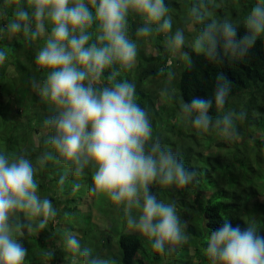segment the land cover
Returning <instances> with one entry per match:
<instances>
[{
  "label": "clouds",
  "instance_id": "clouds-1",
  "mask_svg": "<svg viewBox=\"0 0 264 264\" xmlns=\"http://www.w3.org/2000/svg\"><path fill=\"white\" fill-rule=\"evenodd\" d=\"M4 5L13 8V18L3 30L8 36L22 32L31 41H45L35 64L49 71L42 81L30 78L29 85L42 102L54 106L44 124L54 129L48 143L55 158L71 165L76 177L86 168L94 169L89 195L103 194L122 205L127 227L146 237L153 251L175 252L187 243L183 231L187 225L182 224L175 204L158 200L150 186L156 182L182 188L197 179V171L186 168L175 152L153 139L149 113L137 103L135 84L117 79L120 70L134 67L138 54L137 44L128 36L130 12L142 17L137 38L152 32L171 33L164 42L168 52L184 48L185 29L172 32L165 0H25L24 4L4 0ZM212 6L210 0H194L188 9L185 23L203 25L188 46L191 52L220 64L247 56L264 35V0H256L244 16L243 35L227 17L212 19L207 11ZM45 20L51 24L46 37ZM94 24L95 37L89 31ZM6 55L0 51V63ZM182 59L190 69L191 53L184 51ZM109 69L107 84L96 86ZM231 91V81L218 73L212 97H195L180 104L182 119L198 132L212 130L226 140L237 139L236 122L246 118L245 112L230 111L215 120L210 115L213 104L224 108ZM52 159L53 153L46 152L38 163ZM34 174V165L23 154L0 153V264H24L28 249L20 230H44L57 215L52 201L37 194ZM79 187L74 185L73 190ZM17 214H23V221ZM34 220L38 221L35 225ZM64 239L67 250L82 257L84 264H114L82 248L75 234ZM203 254L210 264H264V234L252 223L241 227L224 220L207 237Z\"/></svg>",
  "mask_w": 264,
  "mask_h": 264
},
{
  "label": "trees",
  "instance_id": "trees-1",
  "mask_svg": "<svg viewBox=\"0 0 264 264\" xmlns=\"http://www.w3.org/2000/svg\"><path fill=\"white\" fill-rule=\"evenodd\" d=\"M168 2L165 0L167 5ZM193 2L186 0L187 12ZM210 2L213 6L207 11L212 19L227 17L239 26V34H244L242 20L256 0ZM12 12L13 8L0 0V51L7 54L0 63V153L9 157L23 154L32 162L37 194L50 199L57 213L44 230H20V238L28 249L24 264H84L82 257L67 250L64 238L68 234H75L82 248L88 247L94 255L114 264H210L203 254L207 237L224 220L230 219L241 227L252 223L264 234V35L247 56L236 62H209L203 55L191 52L188 46L193 41H186L179 50L180 56L174 57L162 42L163 33L137 38L135 33L142 26V17L129 13L128 36L137 44L138 54L134 67L120 70L117 79L135 84L137 103L149 113L153 139L158 138L162 147L175 152L186 168H194L198 174L194 182L182 188L156 182L150 186L158 200L175 204L182 224L187 225L183 229L187 243L175 252L161 253L151 249L146 237L128 229L122 205L114 204L103 194L89 195L94 169L86 168L83 175L76 177L71 165L55 158L48 143L54 129L44 124L53 115L54 106L42 102L29 85L30 78L42 81L49 71L35 64V55L45 41H31L22 32L8 36L3 30L13 18ZM187 12L181 13L187 17ZM185 20L173 24L172 32L175 27L183 28ZM45 25L46 37L51 24L45 20ZM193 26L197 34L203 27ZM95 28L94 24L89 29L93 37ZM184 51L191 53L190 69L182 59ZM177 62V78L169 80ZM110 72L111 69L106 70L96 86H105ZM218 73L231 81L232 91L223 109L213 104V120L230 111L246 113L244 120L236 122L238 138L234 140H226L212 130L198 132L182 119L179 111L183 101L212 97ZM46 152H52L54 159L38 163ZM77 184L80 187L74 191ZM17 215L23 221V214ZM37 222L34 220L33 224ZM48 252L54 255L49 257Z\"/></svg>",
  "mask_w": 264,
  "mask_h": 264
},
{
  "label": "rangeland",
  "instance_id": "rangeland-1",
  "mask_svg": "<svg viewBox=\"0 0 264 264\" xmlns=\"http://www.w3.org/2000/svg\"><path fill=\"white\" fill-rule=\"evenodd\" d=\"M170 2H168V6H169V13L168 15H170L172 17V22L173 24L181 21V20H185L186 17L183 15V13L181 12H187V9L184 8V6H187L186 5V0H168ZM167 4V3H166ZM239 8H237L238 10ZM239 11V10H238ZM181 18V19H180ZM193 24H184L183 26V29H185V36H186V41H190L192 42L194 37L197 35L196 31L193 29ZM178 27H175V29H177ZM167 38V34L166 33H163L162 34V42L166 40ZM147 46L146 48L148 50H151V46L149 43H146ZM152 51V50H151ZM174 55V57H179L180 56V52L179 51H176L174 53H172ZM179 63H175L173 66H172V78L171 79H175L177 78V73H178V70H179ZM169 78V77H168ZM170 80V79H169ZM249 106H247L248 108ZM262 130L264 132V123L263 125H261ZM129 229V228H128ZM130 230V229H129Z\"/></svg>",
  "mask_w": 264,
  "mask_h": 264
}]
</instances>
